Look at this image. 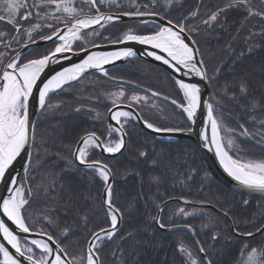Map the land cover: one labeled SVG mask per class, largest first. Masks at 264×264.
<instances>
[{"label": "snow or ice", "instance_id": "1", "mask_svg": "<svg viewBox=\"0 0 264 264\" xmlns=\"http://www.w3.org/2000/svg\"><path fill=\"white\" fill-rule=\"evenodd\" d=\"M156 3L157 0H145L141 5L129 0L130 6L125 7L123 0H32L31 4L28 0H0V22L10 26L8 32L0 31V38L10 36L11 39L3 44V47L12 49L16 53L6 59L8 53L0 52V183L5 184V191L8 193L6 196H0V216L6 218H0V240H2L0 264H135L123 256L119 260L115 259L116 251L112 252L114 258L110 262H107L103 256L105 239L112 241L117 237L118 225L124 216L123 210L114 203L113 199L111 181L117 170L104 160L89 159V157L96 149L112 158L117 154L124 155L131 146L130 138L133 133L129 129L134 128L136 123H139L142 129L155 134L190 135L195 131L197 119L205 116L204 126L199 132L200 139L208 146L209 151H214L224 172L249 192L264 195V155H252L238 139L243 137L253 141V146H259L264 151V119L259 120L261 129L255 133L244 124L239 125L241 131L237 133L235 129L227 127L223 120L224 109L227 106L225 98L237 99V93L230 91L229 85L225 84L219 94H213L205 100L204 91L198 83L191 80L185 82L184 77L191 76L212 85L215 83L219 69L209 75L197 41L192 35L194 29L188 28L179 20L174 21L162 15L157 10ZM165 3L170 7L172 0H165ZM105 7L112 10L104 11ZM228 9L244 12L245 19L255 16L264 21V0H259L258 5L254 4L253 0H229L227 8L218 9L202 22L211 26L218 20L221 12H226ZM196 15V12L191 13L192 17ZM125 17L146 26L145 30L142 32L129 27L117 39L102 35L101 29H106L108 26L115 27L123 22ZM145 17L158 18L167 26L165 23H150L148 19H144ZM24 21L29 22L27 27L24 26ZM12 32L16 35H12ZM260 34L264 35V30ZM104 39L111 40L113 44L145 45L161 53L157 54V51L150 50L146 54L167 66L172 73L179 74L180 78L174 79L179 99L172 98L171 103L180 109L187 126H162L150 120L142 112H137L136 105H141V108L157 107L156 104L149 105L148 96L138 94L129 96L122 87L116 92L109 93L112 107L108 112L115 126L107 122L108 117H101L97 113L94 119L103 120L104 131L84 133L73 153L74 161L68 163L73 167L82 165L84 170L94 173L103 182V204L106 206V216L110 218V227L101 226L99 230L88 229V218L82 217V226L88 232L90 239L86 249H82L79 255H73L69 251L72 230L60 228L51 216L34 217L30 211L34 194L39 195L41 191L45 194L55 191L54 180L48 185H35V192L33 187L25 186L34 182L33 172L41 166L40 152L43 150V154L47 155L48 149L45 137L39 134L37 124L31 119L30 108L35 101L41 110L40 115L44 116L54 107H59V105L54 106L51 100L54 94L64 91L66 86H72L90 72L99 73L110 80L115 79L109 74L106 65L137 56V52L131 47L119 51H89V44L99 48L98 41ZM13 41L21 44L22 49H27L29 52H35L36 49L32 46L38 45L40 41L51 42L54 48L44 54L22 56L21 51L12 48ZM74 56H81L80 62L56 71L46 81L41 80V75L50 66L59 64L62 60H71ZM238 90L248 99V104L244 106L247 110L251 112L260 110L264 113V101L256 97H248L246 82L242 80ZM159 95L156 91L151 92L152 97ZM164 98L169 99L167 96ZM122 107L130 110H120ZM81 110L79 107L75 109L77 112ZM87 110L93 111L91 108ZM253 121L255 122V117ZM257 136L259 139L256 138ZM126 137L129 139L126 140ZM147 157L146 151L138 152V158ZM20 160L24 161L21 164L23 176L13 174L15 165ZM151 163L153 167L157 165L156 160H152ZM127 173L128 170L125 169V174ZM136 175L140 173L137 172ZM151 179L157 184L161 182L158 176H152ZM177 199H182L185 205L194 203L184 197ZM195 203L215 207L211 201H195ZM244 203L247 204L248 201L245 200ZM168 207L167 201L154 202L155 215L152 216V220L159 228L172 230L182 227L195 235V228L191 224L175 223L170 226L164 222L162 214ZM193 215L195 213L187 211L185 207H177L170 213L169 220L175 217L185 219ZM216 216L230 220L228 226L233 228L234 233L231 239L241 236L256 238L257 234L259 237H264V226L253 225L255 231L247 226L242 228L240 222L231 217L227 209L217 208ZM8 222L14 225V228L10 227ZM210 225L218 227L210 219L209 224L202 225L201 229L204 230ZM52 226L59 229V235L55 231L48 230ZM29 235L39 238L29 240L27 239ZM132 235V233L128 234V236ZM211 238L213 241L219 239L220 233H213ZM196 244L201 254L199 256H194L189 248L180 245L178 251L187 257L184 264H214L208 249L198 240ZM251 244L250 240L242 241L243 249H248ZM241 264H264V240L259 246L251 247L247 254L241 251Z\"/></svg>", "mask_w": 264, "mask_h": 264}, {"label": "trees", "instance_id": "2", "mask_svg": "<svg viewBox=\"0 0 264 264\" xmlns=\"http://www.w3.org/2000/svg\"><path fill=\"white\" fill-rule=\"evenodd\" d=\"M128 2L129 0H123L125 7L130 6ZM134 2L142 5L145 0ZM228 2L229 0H178V2L172 0L169 7L165 0H157L156 8L162 15L174 21L179 20L188 28L194 29L192 35L197 41L209 75L219 69L215 83L209 85L208 99L213 94H219L225 84L229 85L230 91L237 93V99L230 100L226 97L227 106L224 110L232 111L237 118L228 121L227 125L239 133L241 131L237 124L239 121L253 132L261 129L259 120L264 119V113L260 110L251 112L244 107L245 105L242 107L243 99L247 102L245 104H248V99L239 93L238 86L243 80L248 87V97L264 101V65L254 67L252 63L253 37H258L264 30V21H259L260 18L255 16L245 19L244 12L228 9L221 12L218 20L211 26L202 22L218 9L227 8ZM253 3L259 4L257 0H253ZM103 10L112 9L105 7ZM192 12H196L197 15L192 17ZM28 24V21L24 22V26L27 27ZM1 27L7 29L0 28V31L10 30V26L7 25ZM129 27L142 32L146 28L136 22H128L117 24L115 27L108 26L101 33L104 37L117 39ZM11 34L14 35V32ZM9 39L10 36L0 39V52L8 53L6 59L15 54V51L3 47ZM98 42L106 44L111 40L104 39ZM21 46L15 41L12 43L13 49H19ZM52 48L54 45H46L27 55L44 54ZM227 56L229 59L227 61L232 62L228 74L229 82H226ZM109 74L115 79L110 80L100 74H89L72 86H66L64 91L54 94L51 100L54 106L59 107H54L44 116L39 115L36 122L39 134L46 139L48 149L47 155L41 150V166L33 172L34 182L26 185L33 187L35 192V185H48L54 180L55 191L34 194L30 211L34 217L51 216L60 228L72 230L69 251L73 255H79L82 249H86L90 239L82 226V217L87 216L88 229L99 230L101 226L104 228L110 226V218L106 216L101 201L103 182L94 173L78 166H70L68 163L74 161V149L84 133L104 131L103 120L94 117L97 113L101 117H107L108 109L112 107L109 93L116 92L122 87L129 96L132 94L148 96L149 105L156 104L157 107L141 108V105H136L138 112H142L162 126H187L180 109L162 98L152 97L141 89L143 87L151 92L156 91L160 96L169 97V100L179 99L174 79L166 70L151 63L135 60L109 71ZM77 107L82 110L75 111ZM89 108L93 111L89 112L87 110ZM129 131L133 133L130 138L131 146L124 155L106 158L94 150L89 158L104 160L117 170L113 178V199L123 210L124 218L117 237L112 241L106 239L104 241L105 260L110 262L114 258L112 252L116 251L115 259L119 260L123 256L135 264H184L187 257L178 251L180 245L189 248L194 256L201 255L189 232L184 230L163 232L152 220V216L155 215L154 202L162 203L184 197L194 203L169 204L162 214L164 222L170 226L175 223L191 224L195 228L196 239L208 249L214 264H241V251L249 253L251 247L259 246L264 237L258 235L256 238L231 239L234 234L228 226V218H218L214 210L200 206L201 204L195 201H211L216 209L219 207L227 209L230 216L240 222L242 228L247 226L255 231L253 225H264V199L246 197L220 184L209 174L200 152L190 140H159L137 124ZM238 139L252 155H264V151L258 146H253L251 141L243 137ZM139 151H146L148 157L138 158ZM152 160L157 161L155 167L152 166ZM125 169L128 170L127 174ZM137 172L140 175H136ZM152 176L160 177L161 182L157 184L151 179ZM245 200L248 201L247 204L244 203ZM177 207H185L195 215L185 219L175 217L169 220L170 213ZM210 219L218 227L210 225L202 230L201 226L209 224ZM48 230L59 235V229H55L54 226ZM215 232L220 233V238L213 241L211 237ZM129 233L133 235L128 236ZM245 240L252 241L248 249H243L242 241Z\"/></svg>", "mask_w": 264, "mask_h": 264}, {"label": "water", "instance_id": "3", "mask_svg": "<svg viewBox=\"0 0 264 264\" xmlns=\"http://www.w3.org/2000/svg\"><path fill=\"white\" fill-rule=\"evenodd\" d=\"M144 19H148L150 23L155 22L157 24L159 23H165L163 21H160L158 18L155 17H145ZM133 20L128 19L127 17H125L123 19V22L121 23H126V22H132ZM120 24V23H119ZM165 26H167V24L165 23ZM89 31H91V29H89ZM51 42H44V41H40L38 43V45H33L32 47L38 48L41 47L43 45L46 44H50ZM125 47H131L134 51L137 52V56L134 58H130L128 60H120L117 61L115 64H109L106 65L108 71L114 68H117L129 61L132 60H142L154 65H157L159 67H162L163 69H165L166 71H168L170 74H172L175 78H180L179 74H174L171 72V70H169L167 68V66L163 65L161 62L159 61H155L152 57L147 56V52L148 51H157V54H161L158 52V50H154V49H150L148 46L145 45H139L136 43H128V44H113V43H106V44H101L99 48H94V47H88L89 51H119L122 50ZM22 52V56L27 54L29 52V50L27 49H21L20 50ZM81 55H84L83 53H81ZM81 56H74L71 60H62L61 63L59 64H55L50 66L49 69H46L45 72L41 75V80L42 81H46L48 78H50L51 75L55 74L56 71H60L62 70L64 67H70L72 66V64L74 63H78L80 62ZM90 73H95V72H90ZM89 73V74H90ZM184 80L186 82H188L189 80H191L192 82L198 83L200 85V87L202 88V90L204 91V99L208 100L207 98V88H208V84L205 81H200L198 77H184ZM42 86V85H41ZM120 110H130L129 108L126 107H122ZM40 109L38 107V104L33 101L31 108H30V112H31V119L34 123H36L37 117L40 114ZM205 119V116H201L197 119L196 125L194 126L195 131L192 134H185V133H177V134H172V135H161V134H155V133H151L148 130H144L154 136H156L158 139H164V140H182V139H188L191 140L198 148L199 152L201 153L204 163L206 165V168L208 170V172L211 174L212 177H214L219 183H221L222 185H224L225 187H227L228 189L249 196V197H254V198H264V195H261L259 193H251L249 192L247 189L243 188L241 185H239L238 182L232 180L227 173L224 172L223 167L220 165L219 159L215 156L214 151H209L208 150V146L204 144V142L200 139L199 136V132L201 131V128L204 126L203 121ZM108 122L112 123L115 126V122L110 120V114H108ZM139 125V127L142 129V126L137 123ZM127 140V138H126ZM99 153L101 156L104 157H110L108 154H104L102 152H100V150L98 149ZM117 156H119V154H117ZM116 156V157H117ZM74 157V156H73ZM112 158V157H111ZM23 160H20L17 162V164L15 165V171L13 172L14 175L19 174L20 176H22L23 171H22V167L21 164L23 163ZM81 168H83V166H79ZM112 184H113V179H112ZM5 184L0 183V196H6L8 195V193L5 191ZM104 194V191H103ZM102 201H103V195H102ZM179 200H169L167 201V203H172V202H178ZM104 205V204H103ZM105 209L106 206L104 205ZM211 207V206H210ZM0 218L2 219H6L2 216H0ZM10 227L14 228V225H11L10 222H8ZM156 224V223H155ZM122 225V222L119 223L118 228L120 230ZM156 226L159 228V226L156 224ZM161 229V228H160ZM178 228H173L172 230H167V229H161L163 231H173L176 230ZM185 229V228H183ZM233 231V228H231ZM119 232V231H118ZM117 232V233H118ZM25 235V234H22ZM193 238H195V235H193ZM33 238H39V237H35V236H27V239H33ZM0 242H2V240H0ZM88 246V245H87Z\"/></svg>", "mask_w": 264, "mask_h": 264}, {"label": "flooded vegetation", "instance_id": "4", "mask_svg": "<svg viewBox=\"0 0 264 264\" xmlns=\"http://www.w3.org/2000/svg\"><path fill=\"white\" fill-rule=\"evenodd\" d=\"M259 2V0H257ZM28 3L31 4L32 3V0H28ZM261 19H259L260 21ZM24 22H27V21H24ZM23 22V24H24ZM35 22V21H33ZM2 25H6L4 24L3 22H0V28L2 29H7V28H3L1 27ZM26 27V26H25ZM1 29V30H2ZM5 32V31H4ZM14 35H16V33L14 32ZM260 36V37H259ZM258 37H253V45H254V48H253V53H252V59H253V64H254V67H260V66H263L264 65V35H259ZM5 38V37H3ZM255 41V42H254ZM44 47V46H43ZM12 50V49H11ZM16 50V48H15ZM229 60L228 59V56L226 58V61ZM231 67H232V62L231 61H227L226 62V82H229V79H228V74L230 73V70H231ZM208 93H209V84H208ZM247 103L245 101V99H243L242 101V107L243 105H247L245 104ZM244 108V107H243ZM236 115H234V113L232 111H229V110H224V116H223V120H224V123L226 124L227 127H229L227 124H228V121L230 120H234L236 119ZM241 124H243L242 122H240ZM231 128V127H229ZM258 130V129H257ZM256 130V131H257ZM256 131H253V133H255ZM257 139H259V136L256 137ZM113 185H114V179H113ZM264 226V225H263ZM231 229V227H230ZM232 231V229H231ZM258 236V235H257ZM239 238H243V239H249L251 237H239Z\"/></svg>", "mask_w": 264, "mask_h": 264}, {"label": "rangeland", "instance_id": "5", "mask_svg": "<svg viewBox=\"0 0 264 264\" xmlns=\"http://www.w3.org/2000/svg\"><path fill=\"white\" fill-rule=\"evenodd\" d=\"M134 1H135V0H134ZM127 4H129V2H128ZM0 39H2V38H0Z\"/></svg>", "mask_w": 264, "mask_h": 264}, {"label": "bare ground", "instance_id": "6", "mask_svg": "<svg viewBox=\"0 0 264 264\" xmlns=\"http://www.w3.org/2000/svg\"><path fill=\"white\" fill-rule=\"evenodd\" d=\"M186 82V81H185Z\"/></svg>", "mask_w": 264, "mask_h": 264}]
</instances>
